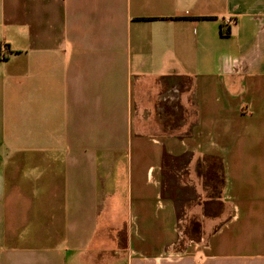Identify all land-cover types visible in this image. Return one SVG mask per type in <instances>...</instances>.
Listing matches in <instances>:
<instances>
[{
  "label": "crops",
  "instance_id": "1",
  "mask_svg": "<svg viewBox=\"0 0 264 264\" xmlns=\"http://www.w3.org/2000/svg\"><path fill=\"white\" fill-rule=\"evenodd\" d=\"M0 264H264V0H0Z\"/></svg>",
  "mask_w": 264,
  "mask_h": 264
},
{
  "label": "trees",
  "instance_id": "2",
  "mask_svg": "<svg viewBox=\"0 0 264 264\" xmlns=\"http://www.w3.org/2000/svg\"><path fill=\"white\" fill-rule=\"evenodd\" d=\"M6 47H5V49H2L1 47H0V58L1 59H5V54H6Z\"/></svg>",
  "mask_w": 264,
  "mask_h": 264
}]
</instances>
